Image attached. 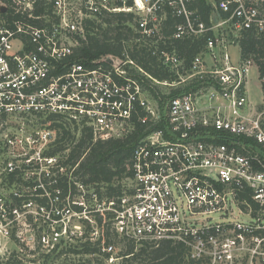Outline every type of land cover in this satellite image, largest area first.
Wrapping results in <instances>:
<instances>
[{"label":"built area","instance_id":"built-area-1","mask_svg":"<svg viewBox=\"0 0 264 264\" xmlns=\"http://www.w3.org/2000/svg\"><path fill=\"white\" fill-rule=\"evenodd\" d=\"M209 2L213 12L206 23L196 0H0V119L52 117L74 130L90 128L94 141L125 139L137 124L162 121L159 103L132 72L171 89L201 81L197 91L167 101V130L141 139L128 167V189L104 203L116 232L137 244L170 241L185 249L192 264H264V77L253 58L233 65L228 54L230 42L238 45L245 31L264 39V0ZM112 13L135 16L136 41L176 81L153 78L127 54L106 56L111 60L104 57L91 68L74 60L90 23ZM168 16L176 19L169 37ZM202 37H208L205 50L188 66L176 43ZM253 68L260 75L259 105L249 98ZM52 137L57 139L56 130L39 139ZM244 139L257 149L245 148ZM43 158L59 169L57 157ZM17 169L8 166V172ZM246 192L257 207L242 199ZM66 213L82 214L65 206L53 222L65 224ZM51 230L58 241L62 230ZM3 235L8 231L0 227Z\"/></svg>","mask_w":264,"mask_h":264},{"label":"trees","instance_id":"trees-1","mask_svg":"<svg viewBox=\"0 0 264 264\" xmlns=\"http://www.w3.org/2000/svg\"><path fill=\"white\" fill-rule=\"evenodd\" d=\"M195 7L202 19L209 23L213 12V6L209 0H196ZM175 22L174 17L168 16L164 23V32L168 37L173 35ZM136 25L135 16L126 13L108 14L100 20L91 22L86 39L81 40L75 48L74 60L91 68L106 56L123 57L127 53L130 59L153 78L159 81H176L177 77L170 71V68L157 62L156 58L136 41L138 38ZM207 38H190L176 43L178 52L186 57L188 66L195 56L204 52ZM130 42L135 45L127 52L126 44ZM236 44L240 48L241 59L253 58L259 73L264 77V39L253 31H245L236 39ZM132 76L138 79L147 89L150 97L159 103L162 121L157 126L148 128L137 124L134 133L125 139L100 138L97 141H94L92 130L88 127L80 130L76 128L74 130L76 132L73 133L69 126L60 123L56 118L51 117L42 121L44 125L51 122L49 128L57 131L53 149L43 157H57L61 165L56 172H53V176L50 173L51 170L33 176L26 175L20 168L7 172L9 186L13 188L9 199L14 208L23 211L26 205L37 203L38 211L41 209L52 211L53 219L59 221L61 215H56V213L64 209L68 196L73 200L76 195L82 194V191H79L81 187L83 191H86L84 197L88 201H90L92 191V195L97 194L98 204L104 202L105 199L110 200L124 195L120 181L131 177L128 167L137 145L146 134L154 129L167 130L168 128L167 101L177 95L193 93L202 86L201 81H194L177 89L168 88L169 90L165 91L164 88L161 89L150 78L140 73L134 71ZM231 139L233 138H224L221 142H227L226 140L230 142ZM243 143L247 149H257V145L249 139H244ZM61 167L65 169L61 170ZM241 197L247 203L257 207L249 192ZM71 207L78 213L84 212V208L78 204H72ZM85 212L89 213V217L94 218L100 228L101 236L98 242L87 241L81 250L83 254L100 253L101 250L96 246L106 242V245L114 246L112 249L122 246L118 256L120 264H192L185 249L170 241H163L156 246L151 242L137 244L133 240L122 238L113 225H104L105 216L111 213L101 212L94 201L90 203ZM28 218H30V224L34 222L32 215ZM58 226L56 225V229L61 231L62 227ZM106 257L110 258V255L106 254ZM12 264L16 263L12 262Z\"/></svg>","mask_w":264,"mask_h":264},{"label":"rangeland","instance_id":"rangeland-1","mask_svg":"<svg viewBox=\"0 0 264 264\" xmlns=\"http://www.w3.org/2000/svg\"><path fill=\"white\" fill-rule=\"evenodd\" d=\"M230 44L226 47L229 46L228 54L231 63L238 65L241 59L240 48L231 42ZM134 45L133 42L127 43V52ZM106 59L111 60L109 57H106ZM220 64H223V62H220ZM259 76L258 69L253 68L249 76L248 90L249 98L254 105H259L262 102ZM163 88L161 87V89ZM164 90L168 91L169 89L164 88ZM42 121L44 120L19 117L0 119V227L8 231V235L0 236V264H12V262L16 264H120L121 261L118 256L122 246L112 249L114 247L112 244L106 245V242H103L100 246H96L101 250L100 253L96 255L81 253L83 245L87 241L98 242L101 236L100 228L94 218L89 217V213L85 212L90 203L94 201L93 191L90 201H88L84 197L86 191L79 189L82 194L76 195L73 200L79 204L83 203L80 205L84 208V212L71 217L66 213L63 219L65 224L54 223L51 211L39 212L37 203L32 206L26 205L25 212L19 215L12 214L9 211L10 208H13L11 199H9L13 188L9 186L6 176L9 164L20 168L29 176L41 174L49 169L53 176V172L57 170L56 167H53L57 162L50 163L43 158V155L53 149L55 137H52L49 141L47 140L48 142L39 139L42 132L53 130L49 128L51 122L44 125ZM71 131L76 132L74 129H71ZM9 140L13 141V145L9 144ZM130 182L128 178L120 181L124 193ZM98 202L94 201V204L97 206ZM101 204L102 207L98 205L97 208H106V211H109L105 205L106 203L102 202ZM71 205V198L68 196L66 208ZM27 214H32L33 223H29L30 218L27 217ZM237 216L239 215L237 214ZM241 219L249 221L250 217L241 215ZM114 221L113 215H106L104 225L111 224L112 226ZM56 225L63 228L59 240L53 242L52 232L54 230L51 229H56ZM44 236L47 238L46 242L43 240ZM121 237L123 238V236ZM49 240L50 243H48ZM106 254H109L110 258H107Z\"/></svg>","mask_w":264,"mask_h":264}]
</instances>
